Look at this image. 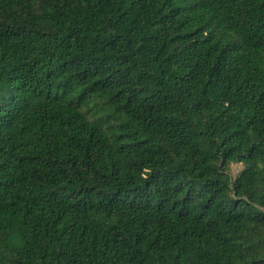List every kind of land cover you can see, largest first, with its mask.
Here are the masks:
<instances>
[{"label":"trees","instance_id":"16d2710c","mask_svg":"<svg viewBox=\"0 0 264 264\" xmlns=\"http://www.w3.org/2000/svg\"><path fill=\"white\" fill-rule=\"evenodd\" d=\"M0 264H264V0H0Z\"/></svg>","mask_w":264,"mask_h":264},{"label":"rangeland","instance_id":"374dc122","mask_svg":"<svg viewBox=\"0 0 264 264\" xmlns=\"http://www.w3.org/2000/svg\"><path fill=\"white\" fill-rule=\"evenodd\" d=\"M241 169V165L236 164L232 166V174L235 175Z\"/></svg>","mask_w":264,"mask_h":264}]
</instances>
